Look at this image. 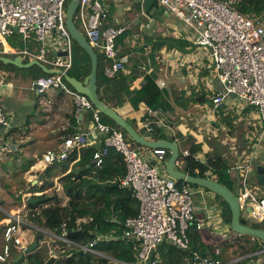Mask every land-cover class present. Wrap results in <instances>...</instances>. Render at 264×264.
<instances>
[{"label": "built area", "instance_id": "built-area-1", "mask_svg": "<svg viewBox=\"0 0 264 264\" xmlns=\"http://www.w3.org/2000/svg\"><path fill=\"white\" fill-rule=\"evenodd\" d=\"M67 1L0 0V56L28 58L57 71L55 74L35 78L29 88L38 95L48 90H57L71 96L74 119L79 120L87 116L90 120L91 127L88 131H79L65 137L57 149H49L41 155L44 167L62 163L74 152L94 144H98L99 148L93 152L91 164L97 169L101 168L111 149L122 156L126 174L117 183L129 188L139 203L137 215L124 222L125 231L122 238L138 244L136 264H158L155 256L158 246L168 243L181 250H189L190 224L195 223L196 230L201 229L204 221L195 222L194 192L188 184L178 185V182L165 174L164 162L167 160L168 150L149 149V156H143L131 147L134 142L124 135L118 126L103 123L100 113L88 98L76 92L65 81L64 74L71 68L72 61V38L65 26ZM134 1L142 3L144 0ZM153 1L169 15L181 21L190 31L194 45L205 50L202 57L209 63L211 78L220 85V89L207 100L211 105V112L221 110L226 98L233 96L238 102L256 111L263 133L264 15L249 16L240 12L233 5L234 0ZM108 8L104 0H79L74 23L93 50L102 56L105 77L112 79L118 78L129 63V55L119 51L116 40L130 23L105 26ZM13 35L20 36L24 44L21 49L9 48L5 44L7 38ZM29 42L34 43L31 44L32 47H28ZM63 52L65 55H60ZM175 57H181V54ZM149 72L146 66H140L133 85L137 86ZM156 85L160 90L164 88L162 74L158 75ZM206 118L207 116L201 119L192 118L194 127L188 128L178 124L174 128L165 125L156 111L147 108L145 116L137 118L131 124L145 138H148L147 134H154L158 128H166L179 146V156L175 164L183 171L182 167L188 156H192L195 161L205 162V157L199 154L191 155L188 149H182L181 143L188 138L201 147L202 154H209L211 157L216 155L210 153L205 144V135L209 133L207 121L204 124ZM12 120V115L0 106V127L8 131ZM249 141L251 142L252 138ZM232 147L226 146L227 155L233 157V163L227 172L235 176L236 195L242 216L250 221L263 223L264 186L252 181L253 172L258 166L255 149L250 152L243 149L238 153V150ZM204 177L217 181L216 174L211 170L206 171ZM55 191L56 196L60 198L58 194L63 192L62 186H57ZM247 209H250V212H247ZM218 212V217L222 219L221 210ZM29 213L30 211L21 213L17 210L9 214V222L2 230L0 264H12L13 247L21 251L25 249L23 237L25 227L31 225L28 222ZM40 232L54 236L83 253L91 254H97L94 249L96 242L112 238L97 235L94 240L84 245L81 235L75 237V240H70L64 230L59 236L46 230ZM258 253H264V250ZM214 254L218 255L219 250L215 249ZM190 260L191 264H237L241 261L239 258L221 261L197 252H191Z\"/></svg>", "mask_w": 264, "mask_h": 264}, {"label": "crops", "instance_id": "crops-1", "mask_svg": "<svg viewBox=\"0 0 264 264\" xmlns=\"http://www.w3.org/2000/svg\"><path fill=\"white\" fill-rule=\"evenodd\" d=\"M129 1L130 5L124 6L123 9L126 11V17L130 16L132 19L127 22L122 19H113L105 25L119 26L130 23L124 32L126 37L123 44L118 45L121 53L129 55V63L122 74L128 75L130 73L129 67L132 57L138 59V71L140 66H146L149 69L148 61L153 56V60L161 69L159 74H162L165 81V86L161 89L165 92V97L159 104V108L153 110L157 112L165 125L174 128L178 124H183L188 128L194 127L192 118L201 119L207 116L204 124L207 121L208 132L214 135L216 142L222 147L221 150L216 145L212 148L205 141L210 153L227 155L228 148L226 150V146H233L232 148L238 150V153L242 152L243 149L248 152L255 149L256 162L258 165L264 166V132L262 133L261 129H259L260 123L256 111L238 102L233 96H228L224 107L215 113L211 112L209 101L206 104L190 102V98L197 97H204V99L208 100L209 96L220 89L219 83L211 78V72L208 70V61L202 57L205 55V50L199 49L194 45L192 35L185 27L182 33L181 31H174V36L161 38H180L188 43L186 48L181 50L175 47L168 48L164 45L159 50H154L152 45L157 38H146V41H143V38L139 36L140 34L134 30L135 23L139 26V32H142L148 30L154 22L164 18L166 22H169L167 25L173 30L172 23L178 20L156 4L153 7L160 8L164 12L162 16L155 17L150 15L153 7L148 13L144 12L140 2V9H134L132 4L135 1ZM121 2L123 1L104 0V3L111 8V10L108 8L109 13L117 10L116 5L118 7ZM178 22L182 24L181 21ZM182 26L184 25L182 24ZM5 44L9 48L11 47L7 41ZM122 46L124 47L122 48ZM179 54H181V57H178ZM3 57L13 59L18 56L5 55ZM20 58L22 63L33 61L28 58ZM3 65L9 64L3 63ZM3 65L0 66V106L12 115L13 120L12 126L8 131L0 127V249L2 230L9 222V214L15 213L17 210L21 213L30 211L27 204L35 203L37 201L34 199L35 196L47 193L51 183H55L54 188L59 186L60 173L63 170H66L67 173L72 170L78 160L77 156H79L80 150L74 152L77 154L76 159L73 157L67 164V161L64 162L62 168L55 169L54 173H52V166H54L52 165L51 170L44 176L43 181L36 182L40 173L48 167H44L41 162V155L49 149H57L65 137L79 131H88L91 127L87 116L77 122L73 120L74 105L71 96L57 90H48L38 95L29 88L32 82L31 72L28 71L29 68H20L12 64L10 65L14 67ZM26 90H30L33 93L26 94ZM176 97H180V99H176ZM121 102L123 106L120 108L119 113L130 123L137 118L144 117L146 109L149 108L139 100L128 101L125 96L121 97ZM161 129L166 137L171 139V135L166 128L161 127ZM155 134L156 130L154 134H147L146 136L152 140ZM250 138H252L251 142L249 141ZM184 142L181 143V147ZM143 156L148 157L149 151ZM10 162L13 163V167H7ZM47 178L50 180L49 182L46 181ZM200 190L199 193L203 197L200 201L194 200V214L195 222L199 220L204 222L200 230H196L194 227L191 228L195 223L190 224L188 235L190 241L195 242V245H190L189 252L184 256L182 264H191L190 254L192 251L200 255V252L211 254V251L220 250V246L223 243H229L236 237V234L230 230L229 225L224 222L223 217L222 219L218 217V211L219 209L221 210V206L215 194L209 191L206 192L202 188ZM66 200L67 197L65 196L64 201ZM28 222L31 225L25 227L24 234L45 230L34 225L29 218ZM44 237L47 240L42 238L39 241L36 253L45 258L46 261V259L54 256V251L49 245L50 236ZM45 243L47 244L46 246H44ZM164 245L171 244L163 243L157 247L155 251L157 259L160 251H163V254L167 253L162 250ZM24 246L27 248L26 245ZM194 248H197V250ZM263 250L264 245L260 251ZM21 252L19 248H12V254ZM258 252L236 257L241 259L237 264H253L252 259L256 258ZM97 254L102 256L98 252ZM169 260L172 259L170 258Z\"/></svg>", "mask_w": 264, "mask_h": 264}, {"label": "trees", "instance_id": "trees-1", "mask_svg": "<svg viewBox=\"0 0 264 264\" xmlns=\"http://www.w3.org/2000/svg\"><path fill=\"white\" fill-rule=\"evenodd\" d=\"M112 5V4H111ZM233 5L240 12L249 16L264 15V0H234ZM110 8V6H108ZM134 9H140L139 2H133ZM111 10V8L109 9ZM130 16L126 17L129 18ZM125 33L116 40V46L123 44ZM8 44L16 49H21L24 44L20 36L13 35L7 38ZM71 68L67 74L76 80L83 81L90 72V60L86 52L79 48L76 42L71 39ZM28 47H32L33 42H29ZM168 48L184 49L188 46L185 40L173 37L157 38L153 43L152 48L159 50L162 46ZM124 46H122L123 48ZM97 95L105 105L114 109L119 113L123 104L121 97L125 96L128 101L139 100L151 109L159 108V104L165 97V92L160 90L156 85V79L159 71V65L155 62L154 57L148 61L150 72L145 74L143 79L137 86L133 83L137 79V64L138 59L132 57L130 64V73L128 75L119 74L118 78L108 79L104 75V60L97 52ZM145 61V60H144ZM147 62V61H145ZM3 65L0 62V66ZM14 67L12 65H3ZM31 72L32 80L39 76L46 75L39 67L33 66L28 69ZM180 99V97H176ZM193 103H207L204 97L190 98ZM120 114V113H119ZM102 122L112 126H116L112 120L101 114ZM75 122L78 120L74 119ZM117 127V126H116ZM119 128V127H117ZM120 129V128H119ZM121 130V129H120ZM125 135V132L121 130ZM154 139H168L161 128L156 130ZM139 146V145H138ZM99 148L98 144L91 147H85L80 150L77 162L72 170L68 173L63 170L60 175V183L66 201L59 199L54 193H44L40 196H35V203H28L30 209V221L50 233L59 236L63 230L68 233L67 237L75 240V237L81 235L82 244H88L94 240L97 235L111 236L109 240H100L96 242L94 249L102 254L83 253L79 249L70 244L62 242L52 236L49 237V245L53 249L54 256L46 259L39 256L36 250L39 246V241L46 236L42 232H27L24 234V245L27 247L35 241L37 242L36 249L27 256H23L20 264H136L138 244L130 239L122 238L125 231L124 222L126 219L135 217L138 213L139 203L133 196L129 188L116 186L119 179L126 174V168L122 156L111 149L108 155L104 158V163L101 168L97 169L91 164L93 152ZM182 149H188L191 155L199 154L205 157V162L195 161L192 156L185 158V164L182 167L183 171L192 176L204 177L205 172L211 170L216 174L217 181L226 186L236 194V179L235 176L227 172L228 167L233 163V157L229 155L216 154L211 157L209 154H202V149L199 145H195L188 138L182 145ZM73 153L66 164L74 157ZM169 153H167V158ZM76 159V158H75ZM62 162V163H64ZM55 166V165H54ZM52 166V167H54ZM182 183H178L181 185ZM53 185L50 184L49 188ZM192 186V185H188ZM196 187V186H192ZM199 188V187H198ZM204 190V189H203ZM207 191V190H206ZM216 196V195H215ZM221 206V215L226 224L230 225V210L225 201L216 196ZM241 223L252 228L264 229L257 221H250L245 217H241ZM64 225V226H63ZM29 234V235H28ZM28 236V237H27ZM235 240V242H233ZM229 243H223L220 247L234 248L232 254L236 257L246 256L260 251L264 245L257 238H252L247 235H236ZM192 242V243H191ZM190 245H195V242L190 241ZM163 247V248H162ZM160 248L166 251L159 253L158 264H182L183 258L189 250H181L173 245H164ZM197 250V248H194ZM221 250H219L220 252ZM194 252V251H192ZM202 256L210 255L221 261L220 254L215 255L214 251L211 254L200 252ZM170 257L172 260H169ZM119 262V263H116Z\"/></svg>", "mask_w": 264, "mask_h": 264}, {"label": "water", "instance_id": "water-1", "mask_svg": "<svg viewBox=\"0 0 264 264\" xmlns=\"http://www.w3.org/2000/svg\"><path fill=\"white\" fill-rule=\"evenodd\" d=\"M79 4V0H69L66 10H65V26L70 35V37L76 42L77 46L83 49L89 57L90 60V72L88 76L83 80L79 81L75 78L69 76L68 74H64L65 81L78 93L86 96L88 100L92 103L93 107L105 117L109 118L114 122L116 126H118L121 130L125 132L127 137L139 146H143L149 149H166L169 152V156L167 160L164 162V172L171 179L175 180L178 183H185L188 185L197 186L199 188L205 189L216 196L220 197L223 201H225L230 210V230L236 235H247L252 238H257L261 242L264 243V229L260 228H252L250 226H246L241 223L240 219L242 217L241 208L239 205L237 195L228 189L226 186L222 185L216 180H211L205 177H197L189 175L186 172L178 169L176 167V160L179 156V146L176 142L167 140V139H157L151 140L145 138L141 135L135 127L128 122L122 115L117 113L111 107H108L101 101L97 95V67L98 60L97 54L87 42L85 37L79 32L78 28L74 23V15L77 10ZM153 0H144L142 2V7L144 12L148 13L149 10L153 7ZM60 55H65V53H61ZM0 62L12 64L14 66L20 68H31L33 66L39 67L45 74H55L57 71L50 70L46 66L40 64L37 61H31L28 63H22V59L20 57H15L13 59L7 57H0ZM51 170V166L46 167L43 172L40 173L36 182L43 181L44 176L49 173ZM256 182L261 186H264V166L258 165L253 172ZM116 186H119L118 183ZM250 212V209L246 210ZM196 228V224L192 225L191 228ZM36 248V242L33 241L30 246L25 248L21 253H14L12 256V264H20L23 256H27L32 253ZM250 264V263H246Z\"/></svg>", "mask_w": 264, "mask_h": 264}, {"label": "rangeland", "instance_id": "rangeland-1", "mask_svg": "<svg viewBox=\"0 0 264 264\" xmlns=\"http://www.w3.org/2000/svg\"><path fill=\"white\" fill-rule=\"evenodd\" d=\"M122 1L123 2H121L118 7L116 5V9L117 10L113 11L112 13L110 12L108 14V18L105 21V25H107L106 23H110L113 19H115V20L122 19V20H125L126 22L129 21L130 19H132V17L126 18V11L123 9L124 6L130 5V1L129 0H122ZM68 2H69V0L67 1V4H68ZM67 4H66V6H67ZM163 14H164V12L160 8H158L156 6H154L153 9L150 11V15H154L155 17L162 16ZM167 24H169V22L168 21L166 22V20L164 18H162V19H159L157 22H154V24H152L151 27L148 30H145V31H142V32H139V26H138V24L135 23L134 30L136 32H138V34H140L139 36L141 38H143V41H146V38H150L151 39L153 37L158 38L159 36L160 37L172 36V35L174 36V31H176V32H180L181 31V33H182L184 26H182V24L180 22L176 21L175 23H172L173 30ZM178 26H180V27H178ZM60 41L63 43L62 39H60ZM30 92L33 93L30 90H26V94H30ZM259 129L262 130V127H260ZM205 141L212 148H213V146L215 147V145H216L218 148H220V150L222 149L220 144L216 142V139H215L214 135L211 132H209V133H207L205 135ZM131 147L136 149L142 155H145V153H148V151H149V148H146V147H143V146H138L137 144H134V143H132ZM62 166H63V163L62 164L58 163L57 165H55L53 167V172L52 173L55 172V169L57 170V169L62 168ZM7 167H13V163L12 162L8 163ZM46 181L49 182L50 180L47 178ZM252 181L256 182L255 177L253 178ZM52 185L53 186L47 191V193L56 194V191H55V188H54L55 183H52ZM59 185L61 186V183H59ZM192 186H190V188L194 192V200L195 201H197V200L200 201L202 199V197H203L202 194L199 193L200 188H198L197 186L196 187H192ZM56 188H57V186H56ZM204 191H206V190L204 189ZM58 196L60 197L59 199L64 201L65 195L63 194V192H59ZM260 225L262 227H264V222L260 223ZM44 239L47 240V238H45V237H44ZM233 242H235V240H233ZM46 245L47 244L45 243L44 246H46ZM220 250H221L220 256H221L223 261L232 260V259L236 258V256L234 254H232V252L234 250L233 247L229 248V249H228V247H223V248L220 247ZM252 263L253 264H264V253H261V254L258 253V255H256V258L252 259Z\"/></svg>", "mask_w": 264, "mask_h": 264}]
</instances>
